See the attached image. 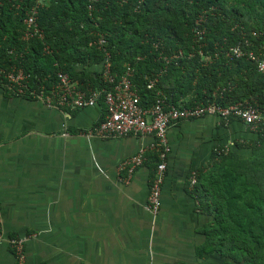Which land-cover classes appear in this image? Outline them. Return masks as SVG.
Listing matches in <instances>:
<instances>
[{"label":"trees","instance_id":"1","mask_svg":"<svg viewBox=\"0 0 264 264\" xmlns=\"http://www.w3.org/2000/svg\"><path fill=\"white\" fill-rule=\"evenodd\" d=\"M37 2L0 0V63L23 67L32 87L50 89L63 72L78 88L101 92L95 125L112 87L104 75L107 60L117 80L131 68L144 107L162 96L178 106L255 98L264 109V74L247 56L228 55L238 43L257 53L264 49V0H46L38 7L44 37L24 40L26 12ZM156 75L149 88L148 78ZM0 88L16 96L6 80ZM257 134L248 156L231 149L216 154L190 178L195 172L192 193L211 216L198 253H217L221 264H264V128ZM147 157L156 167L161 161L157 150Z\"/></svg>","mask_w":264,"mask_h":264},{"label":"crops","instance_id":"2","mask_svg":"<svg viewBox=\"0 0 264 264\" xmlns=\"http://www.w3.org/2000/svg\"><path fill=\"white\" fill-rule=\"evenodd\" d=\"M101 114L99 103L68 111L0 88V264L15 263L16 236L26 238L29 264H221L217 253H198L211 216L200 210L190 178L215 159L217 146L251 154L257 130L216 115L170 124L162 206L154 214L155 164L147 157L130 179L120 165L151 151L155 137L87 135Z\"/></svg>","mask_w":264,"mask_h":264},{"label":"built area","instance_id":"3","mask_svg":"<svg viewBox=\"0 0 264 264\" xmlns=\"http://www.w3.org/2000/svg\"><path fill=\"white\" fill-rule=\"evenodd\" d=\"M46 0H38L31 11L26 12L24 23L26 30L24 32L25 40L38 37H44L43 30L38 22V7L46 3ZM20 5H17L19 8ZM92 8V4H90ZM98 44L103 46L105 39L100 36ZM243 45L238 43L230 48L229 56L234 55L237 58L247 56L250 61L256 63L259 72L264 74V49L257 53L254 50L243 49ZM182 52L178 55L180 56ZM22 56V54H21ZM169 62L171 58L166 57ZM131 68H128L126 74L120 79H116L111 74V63L107 60L104 65V75L106 80L112 84L111 89L105 92L104 102L106 112L103 119L92 126L86 134L89 136H119L124 137L130 134L152 135L155 142L152 144V150L159 151L161 161L158 163L152 175L150 185V195L148 200L149 210L157 214L162 206V191L167 168V156L170 152L168 141L169 125L179 121L192 119L202 115L219 116L225 123H230L233 119H240L250 125L257 131L264 128V109L261 108L257 99H246L223 105L217 101L196 104L193 106H178L167 104L165 99L160 96L155 103L149 107L141 105V97L136 88H134L130 75ZM6 80L7 87L14 90L16 96L37 98L50 105L57 107L68 106L70 108H85L96 105L98 96L101 92L94 89L90 92L78 88L76 82H73L68 74L60 72L59 80L48 89L45 83H40L39 87H32L28 81V76L23 67L11 65L6 68L0 63V77ZM159 75L155 78H148V87L153 88L158 81ZM229 146L215 148L216 154L228 153ZM148 150L142 148L136 154L125 159L121 165V170L128 173L127 179H130L135 173L137 167L147 160ZM196 182V173H193L192 185ZM4 237L0 227V239ZM11 246L15 254L14 264H29L26 254V238L16 236L10 238Z\"/></svg>","mask_w":264,"mask_h":264},{"label":"rangeland","instance_id":"4","mask_svg":"<svg viewBox=\"0 0 264 264\" xmlns=\"http://www.w3.org/2000/svg\"><path fill=\"white\" fill-rule=\"evenodd\" d=\"M24 40H25V38H24V34H23V37H22ZM180 121V120H179ZM177 122V121H176Z\"/></svg>","mask_w":264,"mask_h":264}]
</instances>
